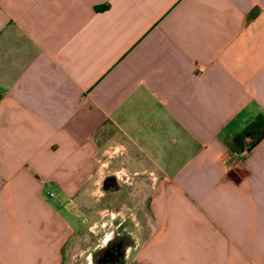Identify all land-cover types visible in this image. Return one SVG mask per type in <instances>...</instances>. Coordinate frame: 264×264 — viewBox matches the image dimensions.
<instances>
[{
  "label": "crops",
  "instance_id": "0c3cea01",
  "mask_svg": "<svg viewBox=\"0 0 264 264\" xmlns=\"http://www.w3.org/2000/svg\"><path fill=\"white\" fill-rule=\"evenodd\" d=\"M257 115L264 0H0V264H60L107 164L134 264H264Z\"/></svg>",
  "mask_w": 264,
  "mask_h": 264
},
{
  "label": "rangeland",
  "instance_id": "374dc122",
  "mask_svg": "<svg viewBox=\"0 0 264 264\" xmlns=\"http://www.w3.org/2000/svg\"><path fill=\"white\" fill-rule=\"evenodd\" d=\"M117 170L120 169L110 164L100 168L98 190L94 195H89L80 206L88 211V215L77 219L76 230L62 250L60 264H85L87 258L93 264V256L101 248L102 237L108 231L111 237H134L135 232L130 226L129 217L144 205L129 195V188L133 187L130 181L133 179L124 181L121 176L124 170L116 173ZM135 180L140 181L137 176ZM115 190L120 191L119 195H112ZM123 264H134L127 250Z\"/></svg>",
  "mask_w": 264,
  "mask_h": 264
},
{
  "label": "flooded vegetation",
  "instance_id": "af4514ba",
  "mask_svg": "<svg viewBox=\"0 0 264 264\" xmlns=\"http://www.w3.org/2000/svg\"><path fill=\"white\" fill-rule=\"evenodd\" d=\"M132 240L126 235L110 237L93 256V264H123Z\"/></svg>",
  "mask_w": 264,
  "mask_h": 264
},
{
  "label": "trees",
  "instance_id": "16d2710c",
  "mask_svg": "<svg viewBox=\"0 0 264 264\" xmlns=\"http://www.w3.org/2000/svg\"><path fill=\"white\" fill-rule=\"evenodd\" d=\"M264 135V116L257 115L244 124L241 129L231 138L232 146L240 149L243 140L247 138L248 148L250 149Z\"/></svg>",
  "mask_w": 264,
  "mask_h": 264
},
{
  "label": "built area",
  "instance_id": "2783aa9c",
  "mask_svg": "<svg viewBox=\"0 0 264 264\" xmlns=\"http://www.w3.org/2000/svg\"><path fill=\"white\" fill-rule=\"evenodd\" d=\"M248 141H249V140L246 138V141L243 143L242 147H241V148L238 150V152L235 154L237 157H243V156H245V155L247 154V152H248V150H249V148H248ZM116 173H120V170H117ZM121 176H122V178L124 179V181L127 179V178H125L124 173H121ZM115 177L118 178V175H115ZM47 194H48L49 196L52 195L51 192H48Z\"/></svg>",
  "mask_w": 264,
  "mask_h": 264
},
{
  "label": "bare ground",
  "instance_id": "6f19581e",
  "mask_svg": "<svg viewBox=\"0 0 264 264\" xmlns=\"http://www.w3.org/2000/svg\"><path fill=\"white\" fill-rule=\"evenodd\" d=\"M110 237H111L110 231L106 232V233L104 234V236L102 237L101 245H103L107 240H109ZM85 264H91V262L89 261L88 258L86 259Z\"/></svg>",
  "mask_w": 264,
  "mask_h": 264
}]
</instances>
